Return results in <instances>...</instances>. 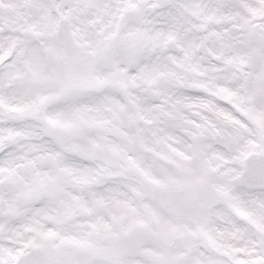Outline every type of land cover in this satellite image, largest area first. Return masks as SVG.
Instances as JSON below:
<instances>
[{"label": "snow or ice", "instance_id": "6c2138e0", "mask_svg": "<svg viewBox=\"0 0 264 264\" xmlns=\"http://www.w3.org/2000/svg\"><path fill=\"white\" fill-rule=\"evenodd\" d=\"M0 264H264V0H0Z\"/></svg>", "mask_w": 264, "mask_h": 264}]
</instances>
